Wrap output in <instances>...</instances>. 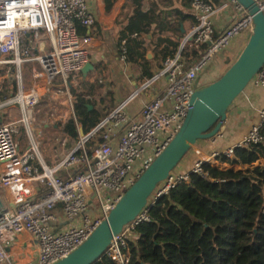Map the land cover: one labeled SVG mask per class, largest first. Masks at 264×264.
<instances>
[{
	"label": "built area",
	"instance_id": "built-area-1",
	"mask_svg": "<svg viewBox=\"0 0 264 264\" xmlns=\"http://www.w3.org/2000/svg\"><path fill=\"white\" fill-rule=\"evenodd\" d=\"M58 1L0 0V236L25 231L39 254L34 264H55L65 259L109 219L140 175L179 135L192 109V98L200 89L198 77L202 71L238 35L251 36L254 30L250 11L237 0H226L219 11L232 8L233 24L216 36L218 7L206 0H191L196 24L189 37L195 46L204 45L206 50L190 66L183 63L181 51L168 58L152 80L162 84L164 92L152 97L147 84L137 81L135 85L131 77L125 42L112 34V15L106 10L105 0H65L67 12L62 24ZM255 2L264 12V0ZM77 21L88 26L87 35H80ZM94 52L108 53L116 65L85 75L83 69ZM111 76L130 77L135 95L145 104L142 120L130 122L121 104L86 134L73 107L80 143L57 165L48 164L38 136V110L77 86ZM250 84L264 87V66ZM260 115V122L233 147L218 149L214 154L205 153L202 141L192 147L189 154L194 156L193 166L181 171V162L170 173L147 207L113 238L105 256L117 264H128V241L139 224L150 220V209L159 198L188 182L191 174L207 176L205 164L228 168L220 157H233L236 148L264 144V109ZM127 122L125 133L118 143L114 142L115 129ZM98 136L97 147L88 149V142ZM62 143L66 146L67 141ZM62 169H76L78 173L64 178ZM0 264H12L1 241Z\"/></svg>",
	"mask_w": 264,
	"mask_h": 264
},
{
	"label": "trees",
	"instance_id": "trees-1",
	"mask_svg": "<svg viewBox=\"0 0 264 264\" xmlns=\"http://www.w3.org/2000/svg\"><path fill=\"white\" fill-rule=\"evenodd\" d=\"M117 1L105 0L106 10ZM206 1L216 4L215 0ZM142 7L143 0H133L120 40L141 33L155 20L154 14ZM182 17H191L196 24L194 15ZM76 24L80 35L88 34V26L80 21ZM239 52H221L214 66L221 61L232 63ZM153 75L148 73L147 79ZM98 88L103 86L89 83L82 90H73L76 119L86 134L108 115V108L100 106H105L104 98H93ZM107 97L114 103L113 93ZM65 132L77 137L74 119ZM263 159V143L238 147L233 157H220L230 168L205 164L207 176L191 174L188 182L159 198L150 209V220L139 224L134 230L136 238L128 241V264H264V163L255 166ZM94 264L117 263L104 255Z\"/></svg>",
	"mask_w": 264,
	"mask_h": 264
},
{
	"label": "crops",
	"instance_id": "crops-1",
	"mask_svg": "<svg viewBox=\"0 0 264 264\" xmlns=\"http://www.w3.org/2000/svg\"><path fill=\"white\" fill-rule=\"evenodd\" d=\"M147 1L148 0H143L142 11L152 12L155 20L150 26L144 28L141 33H134L123 40H120V33L128 24V19L133 9V0H118L112 9L107 11L111 12L112 15V34L114 32V37L119 41L125 42L127 48V63L133 73V77H135L138 82L147 84V91L152 97H157L164 92V86L152 80L164 67L167 59L174 57L181 51L183 63L186 66H190L201 57L202 53L206 50V46H195L189 37L195 24L191 17H182V14L193 15L191 5L189 6V0H151L150 6L145 4ZM215 1L216 4L214 5L218 7L217 9L219 11L221 5L226 0ZM227 9L221 10L215 15L214 27L216 36L221 35L230 25L233 24V12H227ZM248 38L249 35L246 36V41ZM112 60L113 59L108 53H91L89 63L94 65V71L91 73L108 70L112 67L110 65ZM150 72L154 75L152 79L148 80L147 75ZM200 75L198 77V86L199 88H202L205 84L201 83ZM108 78L110 77H102L97 81L90 82L94 85L99 84L103 86V88H98V90L95 91L93 98L96 100L103 97L105 106L102 104H100V106L102 108L107 107V95L111 92L115 98L114 103L112 102L115 104L113 109L122 104L124 105L125 112L130 118V122L141 121L145 104L140 96L135 95L134 89L136 88L131 79L129 80L127 77H115V83L113 82L114 85L112 86V83L108 81ZM140 78L142 80H140ZM85 85H82V87L76 91L82 90ZM127 91H129L130 96ZM51 104L55 105L56 102L52 101ZM263 109L264 87H256L253 84H250L230 107L228 111V120L224 124L220 135L214 139L202 141V147L205 149V153L214 154L218 149L230 148L242 141L249 134L251 129L260 122V113ZM110 112L108 109L109 114ZM128 125L129 122L115 129L113 133L114 142H119L120 137L125 133ZM69 150L70 148H65L63 156H65ZM43 154L48 164L53 163L50 154L46 158L44 149ZM194 163V156L191 154L189 157L188 155L182 161L180 170L188 171ZM60 173L64 178H68L77 174L78 170L62 169ZM57 211L60 212L61 208ZM0 241L12 264H18V257H14L10 254V250L8 251L10 247L19 248V246H22L29 250L30 254L27 257L29 259H27L26 264H34L39 258V254L34 244L29 240L28 235L23 230L20 232H4L0 236Z\"/></svg>",
	"mask_w": 264,
	"mask_h": 264
},
{
	"label": "water",
	"instance_id": "water-1",
	"mask_svg": "<svg viewBox=\"0 0 264 264\" xmlns=\"http://www.w3.org/2000/svg\"><path fill=\"white\" fill-rule=\"evenodd\" d=\"M237 1L250 11L254 20L253 33L239 57L215 82L195 92L191 101L192 109L179 135L140 175L111 212L109 219L102 222L82 246L55 264L97 262L106 254L113 238L121 234L147 207L158 186L186 158L192 147L200 141L214 139L220 135L228 120L230 107L264 66V12L255 0ZM93 71L92 63H88L83 69L85 75ZM92 108L89 106V109ZM263 163L264 161L258 162L255 166Z\"/></svg>",
	"mask_w": 264,
	"mask_h": 264
},
{
	"label": "rangeland",
	"instance_id": "rangeland-1",
	"mask_svg": "<svg viewBox=\"0 0 264 264\" xmlns=\"http://www.w3.org/2000/svg\"><path fill=\"white\" fill-rule=\"evenodd\" d=\"M148 1H150V2H148ZM148 1L145 4L146 5L148 4V6H150L151 0H148ZM56 8L58 11L60 23L62 24L66 20V12H67L66 1L65 0H59L57 2ZM227 10H228L227 12H229V11L231 13L233 12L232 8H228ZM246 36H247V33H243V34L238 35V37L233 40L232 44L226 50H224V51H232L233 49H236L237 51H240L238 53V55H236L234 57L232 63H234L236 61V59L241 54L243 48L247 44L250 36L247 39V41H246ZM199 52L202 53L201 51H199ZM216 57L212 60V62L210 64H208V66L202 71V73L200 75V81L202 84L203 83L205 84L204 86H207V85L215 82L232 65V63L228 64L225 61H221V62H219V64H217V67H216V66H214V63H216ZM110 65L114 67L116 65V61L112 60ZM115 77H124V78L127 77V79L130 80V77H128V76H111L110 78H108V81L112 83L111 84L112 86L114 85L113 82L115 83V81H114ZM131 77H132L135 85H137V80L133 76H131ZM127 79H126V81H127ZM80 87H82V85L71 89L70 94L61 95V97H59V100L56 101L55 105H52V104H49L48 102H45L43 107L40 108L36 114V125L38 126V136H39V139L41 140L42 145L44 147L43 149L45 151L46 158L50 154L51 159H53V161H52L53 163H50L52 166L57 165L59 163V161L63 158L62 156L64 154L65 148L66 149L70 148V150H71V149L77 147L78 144L80 143L81 137H80L79 133H78V136L76 138H72L65 132L66 125L74 117L73 116V107H74L73 90L74 89L75 90L80 89ZM127 92H128V95L130 96L129 91H127ZM106 104H107V107L109 109V112L115 107V104H113L112 101H110L109 99H108ZM64 140L67 141L66 146H63L62 142ZM49 141L51 142L50 145L47 144V142H49ZM99 141H100L99 136L96 139H92L90 142H88L87 148L91 149L93 151L97 147ZM52 142H53V144H52ZM190 156H191V153L189 154V157ZM263 161H264V159H263ZM135 236L136 235L132 234L131 238H134ZM8 251L10 252V254L12 256L18 257V260H17L18 264H26L27 259H29V258H27L30 254L29 250L25 249L22 246H19V248L18 247H14V248L10 247V249H8Z\"/></svg>",
	"mask_w": 264,
	"mask_h": 264
}]
</instances>
